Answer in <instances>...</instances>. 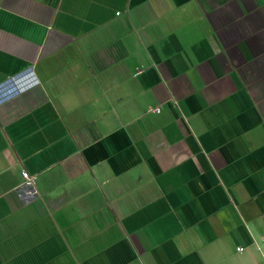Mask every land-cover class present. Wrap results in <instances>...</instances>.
<instances>
[{
  "label": "crops",
  "instance_id": "crops-1",
  "mask_svg": "<svg viewBox=\"0 0 264 264\" xmlns=\"http://www.w3.org/2000/svg\"><path fill=\"white\" fill-rule=\"evenodd\" d=\"M0 88V264H264V0H0Z\"/></svg>",
  "mask_w": 264,
  "mask_h": 264
},
{
  "label": "built area",
  "instance_id": "built-area-1",
  "mask_svg": "<svg viewBox=\"0 0 264 264\" xmlns=\"http://www.w3.org/2000/svg\"><path fill=\"white\" fill-rule=\"evenodd\" d=\"M12 90H13V88L10 90V93H12ZM0 92H1V88H0ZM8 96H9V94H7L6 92H2L0 94V101H2L3 99H5ZM21 176H22L23 179H25L27 181H32L33 180V178L30 177L26 171H22L21 172Z\"/></svg>",
  "mask_w": 264,
  "mask_h": 264
}]
</instances>
